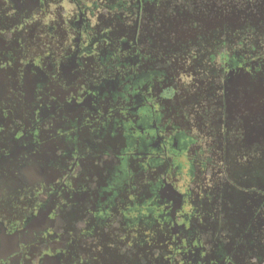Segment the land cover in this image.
Here are the masks:
<instances>
[{"label": "flooded vegetation", "instance_id": "obj_1", "mask_svg": "<svg viewBox=\"0 0 264 264\" xmlns=\"http://www.w3.org/2000/svg\"><path fill=\"white\" fill-rule=\"evenodd\" d=\"M240 1L0 0V264H264Z\"/></svg>", "mask_w": 264, "mask_h": 264}, {"label": "rangeland", "instance_id": "obj_2", "mask_svg": "<svg viewBox=\"0 0 264 264\" xmlns=\"http://www.w3.org/2000/svg\"><path fill=\"white\" fill-rule=\"evenodd\" d=\"M238 2V0H236V3ZM240 2H244V0H241ZM238 10L242 11L244 15H242V18H244L245 15H247L248 13L251 14L252 18L250 17L251 21H255L257 22L255 24V29L259 30L257 33V36H254L253 38V43L254 45H262V42L264 41V32H262L264 30V24L261 23L263 16L261 14V12L263 11V9L261 10V6L256 5L255 2L252 4V6L248 9H246V7L244 6V4L241 3L240 6L237 7ZM222 11V9H221ZM236 15H241V13H237ZM250 16V15H249ZM246 17V16H245ZM256 18V20H254ZM262 24V25H261Z\"/></svg>", "mask_w": 264, "mask_h": 264}]
</instances>
